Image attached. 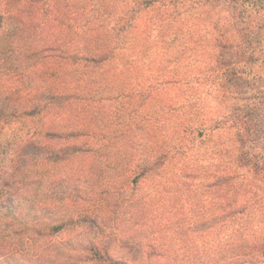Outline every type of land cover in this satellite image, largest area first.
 Segmentation results:
<instances>
[{
    "label": "trees",
    "instance_id": "16d2710c",
    "mask_svg": "<svg viewBox=\"0 0 264 264\" xmlns=\"http://www.w3.org/2000/svg\"><path fill=\"white\" fill-rule=\"evenodd\" d=\"M235 76L264 87V0H0V264H264Z\"/></svg>",
    "mask_w": 264,
    "mask_h": 264
},
{
    "label": "rangeland",
    "instance_id": "374dc122",
    "mask_svg": "<svg viewBox=\"0 0 264 264\" xmlns=\"http://www.w3.org/2000/svg\"><path fill=\"white\" fill-rule=\"evenodd\" d=\"M207 16L212 18L214 16V19H217L221 16L218 14V11H213L212 9L207 10ZM224 17V16H223ZM143 27V26H142ZM242 71V69H240ZM256 95V96H255ZM264 98V87L259 89L257 94H255V86L253 85V81L250 77H233V80L231 83H229L225 95V106L221 107L220 109L224 111L226 107L230 106H240L241 104H249L251 101H257L259 98ZM10 183L15 186L16 183L13 179L10 180ZM81 235H78V232L73 230H65L61 232L60 234H57L55 237H53V241H56L57 243H61L63 241L68 240H75V239H81ZM49 254V253H44Z\"/></svg>",
    "mask_w": 264,
    "mask_h": 264
}]
</instances>
